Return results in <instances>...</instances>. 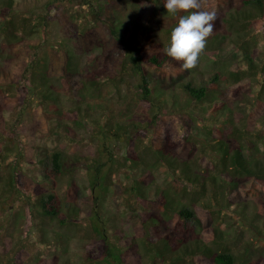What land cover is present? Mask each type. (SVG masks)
Instances as JSON below:
<instances>
[{
    "label": "rangeland",
    "instance_id": "rangeland-1",
    "mask_svg": "<svg viewBox=\"0 0 264 264\" xmlns=\"http://www.w3.org/2000/svg\"><path fill=\"white\" fill-rule=\"evenodd\" d=\"M85 1L0 0V264H108L104 258L107 244L128 264H162L146 242L171 233L179 220L175 213L163 210L166 200L174 208L193 207L202 216L201 226L198 221L188 222L193 230L184 234V243L206 238L204 228L211 231L215 226L227 234L225 242L233 251L252 243L238 264H264V249L254 248L262 238L264 245V213L247 200L254 190L242 183L239 194L231 196L217 188L215 199L210 193L215 186L207 179L186 186L177 176L174 179L165 163L155 162L147 151L148 131L138 129L148 126L152 115L137 88L140 77L132 75L121 47L118 55L102 53L112 44L111 26L119 24L124 36L141 37L144 27L152 29L154 43L159 44L152 48L162 53L177 16L167 13L163 0L154 11L148 7L135 13L128 3L132 0ZM217 1L202 0L205 10L217 12L220 26L207 38L195 68L169 79L144 66L153 103L182 131L184 146L179 154L191 159L189 171L203 174L209 169L222 179L225 174L216 166L222 152L212 145L221 138L225 120L240 129L246 157L264 150V105L257 111L240 105L241 101L250 103L245 100L250 93L256 95L260 89L264 93L259 70L264 64V14L258 16L246 0ZM40 18L44 21L33 35H26L28 42L20 44L16 38L26 28L22 22L27 19L28 25ZM242 47L257 69H249ZM68 56L77 68L79 82L86 81L94 66L103 67L104 82L98 90L87 81L82 89L72 85L63 68ZM30 57L37 72L38 63L46 68L42 85L41 80L37 82L34 91L47 89L52 99L41 104L36 93L20 110V98L28 94L30 84L19 80L13 85L10 80ZM237 66L242 69L239 80L228 75ZM186 81L196 87L214 83L215 92L195 101L180 86ZM237 82L244 88L234 96L230 90ZM157 114L154 122L160 123ZM134 135L140 162L151 165L146 169L130 166L126 158ZM56 151L62 153V172L45 178ZM98 167L101 171L93 187ZM134 181L140 183L144 198L131 190ZM202 184L205 189L201 190ZM50 193L59 205L58 215L51 218L33 203L37 194ZM209 200L210 206L206 204ZM211 211L215 213L210 215ZM101 227L106 239L96 231Z\"/></svg>",
    "mask_w": 264,
    "mask_h": 264
},
{
    "label": "trees",
    "instance_id": "trees-1",
    "mask_svg": "<svg viewBox=\"0 0 264 264\" xmlns=\"http://www.w3.org/2000/svg\"><path fill=\"white\" fill-rule=\"evenodd\" d=\"M125 1V0H124ZM159 0H153L152 2L148 3L147 0H132L129 7L134 11L144 12L147 11L149 7L150 11H154L158 6ZM165 2V0H163ZM216 3L217 0H214ZM92 3L91 0L85 3ZM251 7L254 9L258 16L264 14V0H246ZM214 5L213 2H211ZM136 5L139 6V9H136ZM8 8L11 7V1L7 2ZM135 13V12H134ZM132 13V14H134ZM182 13V12H181ZM181 13L176 14L177 20ZM217 15V12H215ZM41 21L44 19H36V23H30L26 25L27 19H25L22 23L25 30L17 37L14 32L13 37H17L16 40L20 43H27L28 39L26 35L32 36L35 32V29L40 24ZM218 22L217 17L214 21V29L213 33L219 28L220 23L216 25ZM37 24V25H35ZM118 27H122L119 24ZM117 25L111 26L110 31L112 33V44L109 48H103V54L107 55L111 53L119 54L120 47L122 48V53L124 59L131 64V72L132 75H137L140 77V80L137 83V88L141 91L140 95L142 97V101L148 103L150 107V116L151 119L147 123L148 126H142L140 129L146 134L148 131V138H149V147H147V151L151 153L155 162H163L168 166V169L174 176L176 180L177 176L179 180L183 181V185H190V184H199V181L202 180V183L205 179L209 181L212 186H215V189H210V193H213L212 196L216 199L218 194V189L220 188L221 191L232 194H236L240 192L242 183H248L249 186L254 190L250 193L247 200L251 201L254 204V207L258 212L264 213V150L260 151L261 155H254L250 158L246 157L243 153L242 143H240L239 139L241 138L240 129H238L235 125H232V120H225L224 121V131L219 134L221 138L216 140V145H212L215 148H218L222 152V156L217 162V168L224 172L225 177L222 179L218 178L217 175L209 173V169L206 170L203 174H192L190 169V163L188 160H191L189 157H180V148L184 146V139L182 136V131L180 128H176L175 126L171 125L169 120L166 119V116L159 112L161 110L160 106H157L153 103V100L150 97L152 91L146 82V68H153L159 72V74L168 75L169 79L175 76L176 78H180V76L185 73V70L182 69L181 64L182 62L175 61L168 57L164 52H159L154 50L152 47H158V43H154V36L156 34L152 29L144 27L141 37L133 36L132 33H129L124 36L123 32L119 30ZM211 34V35H212ZM243 51V58L245 59L248 67L250 70L257 69L258 67L252 63V58L248 54V50L245 47H242ZM121 53V52H120ZM29 62H22L18 66V68L14 72L13 79L10 80L13 85H16L20 80L23 85L30 84L27 87V95L21 96L20 103L18 109L23 110L25 109L26 105L24 102L27 103V99H31L37 93V97L41 104H46L52 98L49 96V92L47 93V89L41 87L40 90L34 91L35 88L38 87L37 82L40 80L41 85L43 83V77L45 76V66L40 65L39 63L36 65L38 67L39 72L36 71L34 68L35 65L33 63L32 57ZM71 57L68 56V60L64 63V73L68 80L75 86L76 89L85 88V83L87 81L88 85H90L93 89L98 90L102 82L103 75V67L94 66L92 71L88 73L86 77V81L79 82V78L77 77V68L70 60ZM127 62L122 63L123 66L127 64ZM145 65V66H144ZM261 72L262 79H264V64L259 68ZM242 73V69L238 66L236 69L231 70L228 75L235 80L240 79V74ZM219 75L216 74L215 78H218ZM264 86V80H263ZM180 86L182 90L187 94L190 99L195 101H201L208 98V94L214 93V83H209L206 86L196 87L190 81L181 82ZM262 86V85H261ZM243 84L237 82L236 85L230 90L233 92L234 96L240 95V91L243 90ZM22 93V92H21ZM155 100V99H154ZM245 100H248L249 104H244L241 101V106H249L253 111L259 110V108L264 105V93L260 89L259 93L254 95L252 93L249 94ZM157 106V107H156ZM176 108V107H175ZM159 113V114H157ZM155 114L160 117V123L154 122ZM163 114V117L162 115ZM182 120H186L185 117H181ZM167 120V121H166ZM152 121V122H151ZM231 121V122H230ZM3 117L0 113V123L2 127ZM247 123H249L247 121ZM233 137V138H232ZM136 136L134 135L133 140L128 142L129 147L127 150V160L130 162V166L133 167H142L144 169L148 168V162H140V155L136 154L134 150ZM230 139L233 142L230 143ZM212 166L215 167L214 162L211 161ZM50 169L45 174V178H54L58 174L62 172L63 167V157L62 153L56 151L51 154L50 157ZM101 171L100 168H96V175H94V180L91 181L93 187L96 183H94L95 179L98 176V172ZM208 172V173H207ZM139 182L134 181V184L131 186V190L136 192L138 195L143 197V194L140 192ZM201 190L205 189L204 184L201 185ZM93 190H95L93 188ZM212 190V191H211ZM196 192V191H194ZM144 198V197H143ZM210 198V195H209ZM33 203L40 208L41 214L46 217H56L59 213V205L56 196L52 193L47 194L46 196H41L37 194V197L33 201ZM207 205L210 206V200L207 201ZM163 210L167 213L174 214L178 216L179 220L172 225V232H165L164 234L157 235L159 237L156 241H152L148 239L146 242V246L150 248L152 251L153 256L159 260L162 264H238V261L243 258L252 248V243H247L244 246L237 249L238 251H233V248L225 242L227 234L217 227H212L211 231L209 229L205 230L204 233L206 238L196 239L190 242H185V233L193 230L192 226L188 223L190 220L198 221L203 223L202 216L197 214L193 207L190 206H181L174 208L172 207L168 200L164 203ZM164 212V213H165ZM215 212L211 211V214ZM205 217V215H204ZM99 221V220H98ZM100 223V221L98 222ZM102 239H106V234L104 232V227L96 230ZM262 232V231H260ZM210 233V238L208 235ZM207 234V236H206ZM207 239L211 240L210 242ZM263 239V238H262ZM262 239L257 242V246L254 248H259L263 250L264 245L262 243ZM221 245L222 247L219 248L218 246ZM218 247V248H217ZM89 256L91 255L90 252ZM241 254V255H240ZM242 256V257H241ZM104 258L108 264H128L126 259H124L121 254L115 253L113 250V246H109L108 244L105 246L104 250Z\"/></svg>",
    "mask_w": 264,
    "mask_h": 264
},
{
    "label": "clouds",
    "instance_id": "clouds-1",
    "mask_svg": "<svg viewBox=\"0 0 264 264\" xmlns=\"http://www.w3.org/2000/svg\"><path fill=\"white\" fill-rule=\"evenodd\" d=\"M164 7L167 13L173 15L187 13L179 16L164 53L171 59L182 62V69L191 70L197 66L207 38L213 32L216 13L205 10L202 0H165Z\"/></svg>",
    "mask_w": 264,
    "mask_h": 264
}]
</instances>
